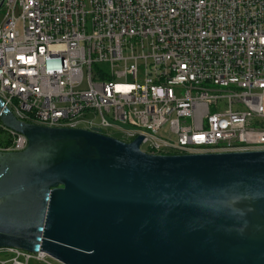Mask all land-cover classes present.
<instances>
[{
    "label": "built area",
    "instance_id": "2783aa9c",
    "mask_svg": "<svg viewBox=\"0 0 264 264\" xmlns=\"http://www.w3.org/2000/svg\"><path fill=\"white\" fill-rule=\"evenodd\" d=\"M0 8V97L17 119L142 136L152 154L264 150V0H0ZM27 146L0 119V152ZM31 260L64 264L42 250L0 248V264Z\"/></svg>",
    "mask_w": 264,
    "mask_h": 264
},
{
    "label": "water",
    "instance_id": "95a60500",
    "mask_svg": "<svg viewBox=\"0 0 264 264\" xmlns=\"http://www.w3.org/2000/svg\"><path fill=\"white\" fill-rule=\"evenodd\" d=\"M2 123L0 248L64 264H264V150L152 154L100 129Z\"/></svg>",
    "mask_w": 264,
    "mask_h": 264
},
{
    "label": "rangeland",
    "instance_id": "374dc122",
    "mask_svg": "<svg viewBox=\"0 0 264 264\" xmlns=\"http://www.w3.org/2000/svg\"><path fill=\"white\" fill-rule=\"evenodd\" d=\"M4 18H5V11H4V9L0 8V23L3 22ZM128 63H129V65H131V64H133V61L129 60ZM101 66H102V68L108 69V66L106 64L101 65ZM139 66H140V71H142L143 66H144V61L143 60L139 61ZM110 135L112 137H115V138H118V139H120V138L123 139L121 133L116 131V130H112ZM2 258L6 259L7 257H2ZM30 264H40V263H38V262H36L34 260H31Z\"/></svg>",
    "mask_w": 264,
    "mask_h": 264
}]
</instances>
